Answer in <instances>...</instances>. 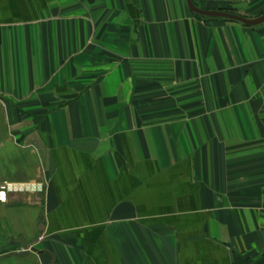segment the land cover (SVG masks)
<instances>
[{
    "label": "crops",
    "instance_id": "0c3cea01",
    "mask_svg": "<svg viewBox=\"0 0 264 264\" xmlns=\"http://www.w3.org/2000/svg\"><path fill=\"white\" fill-rule=\"evenodd\" d=\"M3 183L0 264H264V21L0 0Z\"/></svg>",
    "mask_w": 264,
    "mask_h": 264
},
{
    "label": "water",
    "instance_id": "95a60500",
    "mask_svg": "<svg viewBox=\"0 0 264 264\" xmlns=\"http://www.w3.org/2000/svg\"><path fill=\"white\" fill-rule=\"evenodd\" d=\"M187 5L189 7V9L201 16H208V17H220V18H227V19H233V20H237L240 22H243L245 24L248 25H254L260 22L264 21V13L256 18H247L245 16H241L235 13H231V12H226V11H221V10H210V9H203V8H199L197 7L192 0H186ZM17 242L21 245L22 250L21 251H11V252H7L4 256L5 257H9V256H24L26 254L29 253V245L28 243L23 240V239H18ZM34 251L38 252V253H42L45 252L50 256V260H49V264H59L56 260V256L54 253L50 252L47 249H36V248H32Z\"/></svg>",
    "mask_w": 264,
    "mask_h": 264
},
{
    "label": "built area",
    "instance_id": "2783aa9c",
    "mask_svg": "<svg viewBox=\"0 0 264 264\" xmlns=\"http://www.w3.org/2000/svg\"><path fill=\"white\" fill-rule=\"evenodd\" d=\"M11 188V184L10 183H3L1 186H0V195H2L3 199H0V200H5L6 198V194H7V191Z\"/></svg>",
    "mask_w": 264,
    "mask_h": 264
},
{
    "label": "snow or ice",
    "instance_id": "6c2138e0",
    "mask_svg": "<svg viewBox=\"0 0 264 264\" xmlns=\"http://www.w3.org/2000/svg\"><path fill=\"white\" fill-rule=\"evenodd\" d=\"M0 198H2V195H0Z\"/></svg>",
    "mask_w": 264,
    "mask_h": 264
},
{
    "label": "clouds",
    "instance_id": "9594fccd",
    "mask_svg": "<svg viewBox=\"0 0 264 264\" xmlns=\"http://www.w3.org/2000/svg\"><path fill=\"white\" fill-rule=\"evenodd\" d=\"M0 199H3V197H2V198H0Z\"/></svg>",
    "mask_w": 264,
    "mask_h": 264
},
{
    "label": "rangeland",
    "instance_id": "374dc122",
    "mask_svg": "<svg viewBox=\"0 0 264 264\" xmlns=\"http://www.w3.org/2000/svg\"><path fill=\"white\" fill-rule=\"evenodd\" d=\"M1 256V255H0Z\"/></svg>",
    "mask_w": 264,
    "mask_h": 264
}]
</instances>
